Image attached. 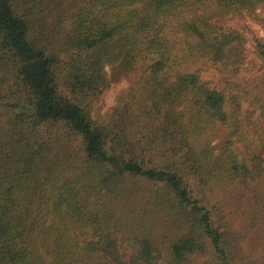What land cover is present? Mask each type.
Masks as SVG:
<instances>
[{
	"label": "trees",
	"instance_id": "16d2710c",
	"mask_svg": "<svg viewBox=\"0 0 264 264\" xmlns=\"http://www.w3.org/2000/svg\"><path fill=\"white\" fill-rule=\"evenodd\" d=\"M14 3L0 0V264H232L228 234L183 175L145 162L149 149L137 154L132 135L154 118L153 151L202 187L254 179L264 160V42L254 46L260 66L245 73L247 42L223 21L245 16L264 29V0H69L46 36L47 22ZM43 37L67 45L62 61ZM202 64L218 68L215 85L191 70ZM110 66L142 70L144 96L120 99L96 123L90 110ZM209 126L222 132L215 158L201 141ZM160 223L166 256L154 243Z\"/></svg>",
	"mask_w": 264,
	"mask_h": 264
},
{
	"label": "rangeland",
	"instance_id": "374dc122",
	"mask_svg": "<svg viewBox=\"0 0 264 264\" xmlns=\"http://www.w3.org/2000/svg\"><path fill=\"white\" fill-rule=\"evenodd\" d=\"M14 4L21 7L26 15L37 23L47 22L48 29H45V36L51 31L49 21L54 19L56 11L61 9V4L69 0H14ZM68 5V4H67ZM209 5L208 9L212 10ZM259 15L264 17V7L258 11ZM228 28L240 32L247 42L246 68L250 73L253 66L258 68L260 61L254 51L255 42L261 40L264 42V29L245 16H229L223 21ZM39 30V27L37 28ZM49 30V31H48ZM48 53L56 56L58 61H62L64 53L69 50L67 45L52 44L45 40ZM200 70L201 79L215 85L218 68L210 64L192 68V71ZM107 73L110 78V86L103 93L99 102L94 104L90 110V117L96 122L101 123L111 117L113 111L119 107L120 99L128 100L131 97L132 103L139 102L144 96L142 91L141 74L142 70L124 76L119 74L112 66L107 67ZM132 91V95L129 92ZM132 98V99H133ZM158 124L154 118H144L136 126L133 132V141L137 143V154L141 148L149 149L143 160L147 162L148 157L162 167L176 168L182 175L187 190L193 199L200 202L210 214L215 227L228 235L229 254L232 257V264H264V160L261 170L255 175L254 179L247 180L244 186L231 183L223 176L209 180L207 186L201 184L191 175H189L178 159H165L160 153L154 152L153 147L160 145L154 135V126ZM218 127L209 126L202 132L201 141L209 144L213 149V157L218 155L221 145L222 132L218 133ZM154 243L162 256H166L163 249L164 237L167 231L162 228L161 223L155 227ZM125 258L124 260H126ZM195 263H203L207 257L195 258Z\"/></svg>",
	"mask_w": 264,
	"mask_h": 264
}]
</instances>
